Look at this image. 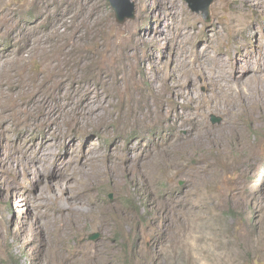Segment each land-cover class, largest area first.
Returning <instances> with one entry per match:
<instances>
[{
	"label": "rangeland",
	"instance_id": "rangeland-1",
	"mask_svg": "<svg viewBox=\"0 0 264 264\" xmlns=\"http://www.w3.org/2000/svg\"><path fill=\"white\" fill-rule=\"evenodd\" d=\"M132 1L118 25L108 0H0V101L17 105L0 264H264V0ZM215 55L228 104L193 73ZM166 68L190 75L194 109L154 94Z\"/></svg>",
	"mask_w": 264,
	"mask_h": 264
},
{
	"label": "bare ground",
	"instance_id": "bare-ground-1",
	"mask_svg": "<svg viewBox=\"0 0 264 264\" xmlns=\"http://www.w3.org/2000/svg\"><path fill=\"white\" fill-rule=\"evenodd\" d=\"M235 1H242V0H235ZM155 3L157 4L159 8H166V9L171 10L173 7L172 0H155ZM148 18L149 16L146 17V19ZM138 43L141 44V46L147 45L148 50H150L151 52V47L155 44L154 34L150 32L143 33L142 36L139 38ZM210 47H213L212 39H208L206 42L205 51L208 52L206 53L208 55L210 54L209 53ZM212 60H213V64H209L210 66L208 67L209 69L207 68L208 70L204 68L203 66H196L193 69L194 70L193 73L196 72L197 74L201 75V77L204 78V82L209 85V88L212 91L210 99L214 100L213 102H216V104L218 103L228 104L230 100L229 99L230 98V93H229L230 84H229L228 74L230 72L224 68L226 64L221 63L217 59V55L212 57ZM245 61L248 63L247 60ZM63 62H65V60ZM239 67L238 69H240ZM246 67H241V70H244V68ZM63 69H64L63 67L58 69L56 75L53 76L52 82H54L55 84L57 83V84H62L63 86H67L64 81L65 79L62 77L67 74L66 73L67 69L66 68H65L66 70H63ZM238 69L237 67H234L233 75L235 74V72H237ZM174 71H175L174 68H166V71H165L166 77H171V79L169 82H167L166 80L163 81V86L161 88L152 87L154 94L159 98L160 96H162V92H160L159 90H162L165 95L166 89H169L171 91V94L175 95L174 99L177 102L175 106H184L185 108L192 110L195 108V106L199 105L200 95L194 94L193 93L194 90L192 91L191 86H189V84L193 85L194 82L191 80V77L188 73H186L187 75L186 82H178L175 79L173 80L174 77H172V75H174ZM218 78H220V81H218ZM68 84L70 85V83ZM16 111H17L16 104L12 105L11 103H8L6 101H0V122H2L3 119L9 114H15ZM175 119L176 120L179 119L178 124L179 123L185 124L186 121L188 122L193 121L195 124V128L198 126V123H199L198 121H196L197 119H195L193 116L187 117L185 113L183 114V113L176 112L174 115V120Z\"/></svg>",
	"mask_w": 264,
	"mask_h": 264
},
{
	"label": "water",
	"instance_id": "water-1",
	"mask_svg": "<svg viewBox=\"0 0 264 264\" xmlns=\"http://www.w3.org/2000/svg\"><path fill=\"white\" fill-rule=\"evenodd\" d=\"M118 25H122L127 18H135L134 16V2L132 0H108ZM212 0H204L201 9L203 13H208L209 6ZM111 196V195H110ZM98 233L94 232L89 234V239H95L98 237Z\"/></svg>",
	"mask_w": 264,
	"mask_h": 264
}]
</instances>
